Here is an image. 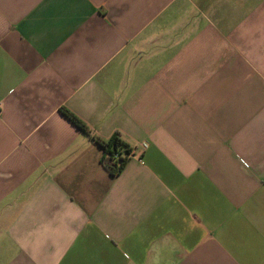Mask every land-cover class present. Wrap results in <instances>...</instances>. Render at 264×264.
<instances>
[{
    "label": "crops",
    "instance_id": "0c3cea01",
    "mask_svg": "<svg viewBox=\"0 0 264 264\" xmlns=\"http://www.w3.org/2000/svg\"><path fill=\"white\" fill-rule=\"evenodd\" d=\"M0 264H264V0H0Z\"/></svg>",
    "mask_w": 264,
    "mask_h": 264
},
{
    "label": "trees",
    "instance_id": "16d2710c",
    "mask_svg": "<svg viewBox=\"0 0 264 264\" xmlns=\"http://www.w3.org/2000/svg\"><path fill=\"white\" fill-rule=\"evenodd\" d=\"M61 112L77 129L90 136L102 149L101 164L110 175L114 177L120 175L132 154L131 147L124 141L121 134L115 133L107 140L92 136L88 127L74 114L66 109H62Z\"/></svg>",
    "mask_w": 264,
    "mask_h": 264
},
{
    "label": "built area",
    "instance_id": "2783aa9c",
    "mask_svg": "<svg viewBox=\"0 0 264 264\" xmlns=\"http://www.w3.org/2000/svg\"><path fill=\"white\" fill-rule=\"evenodd\" d=\"M147 147H148L147 144H143V145H142V151H141V153H142ZM141 153H140V155H141ZM140 155H139V156H140Z\"/></svg>",
    "mask_w": 264,
    "mask_h": 264
}]
</instances>
